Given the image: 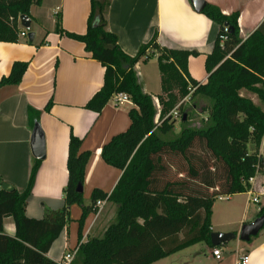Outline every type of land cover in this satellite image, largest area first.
I'll use <instances>...</instances> for the list:
<instances>
[{"label":"trees","instance_id":"trees-1","mask_svg":"<svg viewBox=\"0 0 264 264\" xmlns=\"http://www.w3.org/2000/svg\"><path fill=\"white\" fill-rule=\"evenodd\" d=\"M40 1L0 0V41L16 42L21 31L19 16L31 18L30 7ZM106 4L107 0H90L85 33L65 34L82 42L86 52L105 68L101 88L84 107L99 112L116 93L127 94L134 104L128 111L129 126L101 148L103 160L119 168L121 175L110 194L94 189L91 205L83 206L82 191L77 187L82 185L89 152L80 150L81 139L70 134L64 206L46 208L42 218L34 219L25 213L41 162L34 159L24 191L0 190V264H57L47 252L66 223L68 207L82 205L81 226L100 198L116 205L115 220L101 236L84 242L80 241V228L70 264H150L196 241L211 245L210 216L215 198L246 192L250 179L264 168V159L258 155L264 137V109L240 94L241 89L255 93L264 104V21L243 40L237 24L239 12L224 15L217 6L205 2L201 13L217 23L219 30L205 59L207 79L200 83L187 69L188 57L198 52L161 46L156 33L134 56L124 53L118 36L106 30ZM225 25L228 31L221 43ZM55 30L60 31L58 23ZM147 50L157 53L162 91L168 94V98L157 96L161 104L159 124L154 120V101L143 91L135 68ZM27 66V61H14L9 73L0 78V88L18 84ZM175 83L182 96L193 89L191 99L196 95L209 99L203 108L208 118L200 127H191L183 115L179 134L164 138L172 132L173 120L168 113L175 103ZM51 103L45 105V111ZM181 107L179 103L177 109ZM39 115L40 110L27 108L32 128ZM248 143L254 146L252 152ZM8 216L14 221L13 236L3 231L2 220Z\"/></svg>","mask_w":264,"mask_h":264},{"label":"crops","instance_id":"crops-1","mask_svg":"<svg viewBox=\"0 0 264 264\" xmlns=\"http://www.w3.org/2000/svg\"><path fill=\"white\" fill-rule=\"evenodd\" d=\"M205 2L217 6L224 15L238 11L239 37L243 40L264 21V0ZM45 5L48 10L46 26H39L31 17L30 30L33 31L36 25L32 41L27 37H18L16 42L0 41V78L9 73L14 61L28 62L18 84L0 88V190L2 182L9 183L18 192L25 190L33 161L37 159L30 148L33 128L28 122L27 108L40 110L38 124L44 137L45 156L40 159L25 207L26 216L34 219L42 218L46 208L57 210L64 206L70 134L81 139L80 150L89 152L82 182V205H91L94 189L111 193L122 171L103 160L101 148L113 135L126 130L130 124L128 111L134 107L131 100L116 101L114 95L99 112L84 107L101 88L105 68L86 52L82 42L68 37L65 32L85 33L90 0H41L34 17L44 14ZM53 7L55 11L51 13ZM54 13L57 14L60 31L55 30L56 20L51 15ZM103 14L106 30L118 36V45L124 53L134 56L139 47L156 33V41L161 46L196 50L198 54L187 59V69L196 81H206L205 59L213 49L219 26L203 13L196 12L190 0H107ZM19 27L27 33L21 25ZM149 52L154 55L156 64L148 65L149 58L138 61L135 68L143 91L156 105V101L159 103L157 96L165 93L162 91L157 53L146 51ZM240 94L260 104L255 93L241 89ZM49 101L51 106L49 111H45ZM159 114H156L155 121ZM253 149V144L248 143V151ZM258 155L264 159V137L260 141ZM242 195L246 198L241 206L235 198ZM253 198L258 201L254 202ZM100 199L104 201L101 208L93 204V210L86 214L81 226L82 205L76 203L68 207L66 223L47 252L51 260L57 263L65 253L77 248L80 232L81 242L103 234L115 217L116 205L105 198ZM225 199L228 205L224 207L222 218L210 222V230L237 233L242 224L254 219L248 217L249 211L254 210L259 216L264 206V168L250 179L246 192L226 195ZM2 226L5 234L14 235L11 216L3 218ZM261 230L254 239L250 238L247 248L239 243L230 247L231 264H235L238 254L243 253L249 254L248 264H264V227ZM212 247L205 257L199 259L195 255L180 264H224L223 251L222 259L217 260L212 255ZM175 260H169V264Z\"/></svg>","mask_w":264,"mask_h":264},{"label":"rangeland","instance_id":"rangeland-1","mask_svg":"<svg viewBox=\"0 0 264 264\" xmlns=\"http://www.w3.org/2000/svg\"><path fill=\"white\" fill-rule=\"evenodd\" d=\"M39 4H33L30 7V16L33 18V20H35V23L38 24L39 26L40 25L41 26H43V25L46 26V24H47L46 12H48V10L46 9L47 5H45V9H44V11H42V12H44L43 15H40L37 18L34 17L36 15V13H37L38 8H39ZM50 9H52V8H50ZM53 11H55L54 7L51 10V13ZM51 15L56 20L55 21V25H56V23H58L57 14L54 13V14H51ZM35 29H36V25L33 28V31ZM146 55L148 56L147 59L150 58L149 60L144 58V55L140 58V60L143 61V60L146 59L147 60L146 63H149L148 65H150V66L152 65V63L156 64L155 57H154V55L151 52L146 53ZM150 66H147V67L149 68ZM192 91H193V89H191L190 92L187 95L182 96L181 93L179 92L178 85L176 83L174 84L173 94L175 96V99H174L175 103H174V106L171 108V111H169V113H171L172 111L173 112L175 111L176 114L172 113V114L169 115V116L172 117V120H173L172 130H171L172 132H169L167 135L164 136V138L175 137L176 135L179 134V132L181 130V127H182L181 118L185 114H186V117H187L186 124L188 126L200 127L201 125H203L204 122H206V120L208 118V114H207V112L205 110H203V108L208 106L210 101L206 97H203V96H200V95H196L194 98L191 99L190 98V94H191ZM163 98H168V94H164ZM179 103H182V107L180 109H177V105H179ZM158 105L159 106L155 105L157 113H159L160 110H161V104L158 103ZM259 106L262 109H264V104L261 101H260ZM160 122H161L160 118H158L157 121H155V123H157V124H159ZM245 198H246V196L242 195V196L236 197L235 199L242 206L244 204ZM227 205H228V202H227L226 199L225 200H219V199L215 198L214 203H213L211 216H210V218H211L210 222L221 220L224 207L227 206ZM253 211H249L248 217L252 216V217H254V219H256L258 216L255 215L256 213L253 212ZM115 213H116V210H115ZM254 219H252V221ZM114 220H115V217L112 220V222ZM249 222H251V221H246L245 223H249ZM241 226H240V228H241ZM254 237L255 236H253L252 239H254ZM236 243H239L241 246H244L246 248L248 246V242H245V241H242V240H239V239H232L227 244L219 245L220 249L223 251V254H224V259L222 260V262L224 264H231V257L229 255L231 253L230 252V247H234V245ZM207 247H209V248H207ZM211 247L212 246L208 245L205 241H202V240L201 241H196V242H194V243H192V244H190V245H188L186 247H183V248H181L179 250H176V251L172 252V253L177 252L174 256H171V254H172L171 253L170 255H168V256H166L164 258L158 259L157 264H169V260H171V259H176L173 262V264H180V262L183 263L184 261H187L188 259H192V257L195 256V255H198L199 259H201L202 257H205L208 254V249H210Z\"/></svg>","mask_w":264,"mask_h":264},{"label":"water","instance_id":"water-1","mask_svg":"<svg viewBox=\"0 0 264 264\" xmlns=\"http://www.w3.org/2000/svg\"><path fill=\"white\" fill-rule=\"evenodd\" d=\"M190 3L196 12H201L205 6V0H190ZM20 25L27 30V39L32 41L34 38V31L30 30L31 18L26 14L19 16ZM186 115L183 116L185 119ZM30 148L32 155L37 159H43L45 156V145L43 133L37 123L34 124L32 129V136L30 140ZM3 190L10 191L12 186L7 182L1 183ZM78 191H82V185H78ZM264 227V214L259 215L256 219L241 226L240 230L235 232H218L210 233V243L212 246H219L227 244L232 239L238 238L239 240L248 242L251 237L256 236L258 232Z\"/></svg>","mask_w":264,"mask_h":264},{"label":"built area","instance_id":"built-area-1","mask_svg":"<svg viewBox=\"0 0 264 264\" xmlns=\"http://www.w3.org/2000/svg\"><path fill=\"white\" fill-rule=\"evenodd\" d=\"M19 26H20V22H19ZM227 31H228V27L225 25L223 27V32L224 33L220 35L221 43H223V41L226 39L225 33ZM18 37H27V33L24 30H21L19 32V34H18ZM144 58H147L146 54L144 55ZM114 98H115L116 101H128V100H130L129 96L127 94H125V93H116V94H114ZM156 105L159 106L158 105V101H156ZM172 113L176 114L175 111L174 112L172 111L168 115H170ZM225 197H226V195H218L216 198L217 199H223ZM252 200L254 202L258 201L256 198H253ZM103 203H104L103 200L98 199L95 202V205H96L97 208H101ZM76 251H77V248L65 253L63 255V257L57 262V264H70L72 259L75 256ZM211 252H212V255L215 257V259H217V260L222 259V251H221V249L218 246H213ZM248 262H249V254L248 253L238 254V257L235 260V264H248Z\"/></svg>","mask_w":264,"mask_h":264}]
</instances>
